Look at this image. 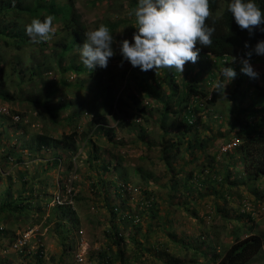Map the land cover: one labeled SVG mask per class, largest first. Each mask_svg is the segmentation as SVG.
Returning <instances> with one entry per match:
<instances>
[{
    "label": "rangeland",
    "instance_id": "obj_1",
    "mask_svg": "<svg viewBox=\"0 0 264 264\" xmlns=\"http://www.w3.org/2000/svg\"><path fill=\"white\" fill-rule=\"evenodd\" d=\"M54 2L50 40L5 48L0 38V200L7 192L9 201L22 196L33 206L18 220L0 215V264H100L103 257L109 264H214L213 254L236 238L264 236V179L245 185L251 175L236 135L238 124L264 119V97L255 90L261 80L251 86L239 60L205 64L198 56L182 74L151 70L144 83L145 72L120 66L118 43L107 68L91 72L77 49L61 52L68 8ZM73 2L86 31L105 24L117 42L131 40L137 0ZM217 8L220 17L223 0ZM249 63L258 77L263 62ZM224 65L237 72L229 83L219 74ZM184 108L192 114L187 131ZM39 137L61 145L38 150ZM230 168L235 189L215 201L205 179L223 180ZM217 204L227 216L216 213ZM255 264H264V244Z\"/></svg>",
    "mask_w": 264,
    "mask_h": 264
},
{
    "label": "trees",
    "instance_id": "obj_2",
    "mask_svg": "<svg viewBox=\"0 0 264 264\" xmlns=\"http://www.w3.org/2000/svg\"><path fill=\"white\" fill-rule=\"evenodd\" d=\"M65 6H67V17L62 20V29L66 35V43L62 45L61 52L66 53L65 51L70 50L71 48L77 49L78 45L82 44L85 40L84 33L86 32L83 23L81 22V17L75 9V4L73 0H64ZM219 0H209V12L210 15L205 21L207 26L214 27L215 32L213 34V43L209 47H201L199 55L203 57L204 61L200 60L202 63H207L208 59H214L221 61L222 59L228 58L232 59L235 57V60H240L243 57L244 53L249 49L244 48V44L248 43L251 47H254L255 44L264 40V32L254 29L251 33L248 30H242L234 22V19L226 11L227 0H223L225 8L222 11L220 17H217V3ZM14 2V3H13ZM262 7H264V0H258ZM33 8L29 5H24L20 0H0V38L3 41L2 44L5 45V48L12 47L15 45L17 48L20 46H28L33 43L25 34V25L27 23L20 22V15L30 16L28 21L31 20V17H34L36 13L41 20L46 16H55L58 12V6L55 4L54 0L45 2V0H37L33 2ZM197 47H200L197 45ZM260 59L264 64V56H258L253 54L249 60L255 61ZM200 63V62H199ZM146 76L143 78V82L147 83L152 79L151 70L145 72ZM256 78H259L264 84V70ZM251 86H254L255 78H250ZM221 85H218L216 92H221ZM255 90L258 91V95L264 97V86L263 88L255 87ZM189 95L195 96L199 95L192 87L188 88ZM235 94V93H234ZM234 94H231V99H234ZM204 97L205 95L200 94ZM186 107V106H185ZM185 109V108H184ZM187 109V108H186ZM185 109L183 115V124L182 127L184 131H187L192 124L189 122V117L192 116L191 112ZM103 122V120H101ZM238 133L236 134L239 138H243L240 145V151L242 152V158H246L248 161V171L251 176L247 174L245 180V185L253 187L254 183H257L259 180L264 179V119H257L255 122H246L245 124H238ZM100 130H105L100 127ZM67 138L64 137L63 140ZM37 149H52L53 147H58L61 145V141H56L49 139L47 137H39L36 140ZM254 146L255 149L252 148ZM65 147L68 149L70 146L65 144ZM253 151L256 152V156L253 154ZM166 156H163L165 163L168 164L169 159H165ZM107 168L103 169L106 171ZM231 168L223 174V180L217 178H210L207 176L205 179L206 186L212 188V192H208L212 195V198L215 201L219 199L225 200L226 195H230L232 190L235 189V174L230 173ZM233 177V179H232ZM224 187V192L218 188ZM8 193L0 200V215L2 221L8 217H14L15 220L20 219L24 216L22 213L32 208L31 202L25 201L22 196H18L13 200L9 201L7 199ZM205 195L200 193L199 198L204 197ZM211 197V196H210ZM194 202V200L192 201ZM190 202V204H192ZM186 204V203H185ZM218 204L216 205V213L218 215L227 216V212L220 208ZM61 216L64 217L66 214H69V208L57 207ZM185 209V208H184ZM214 209V208H213ZM186 210V209H185ZM188 210L191 212L193 208L188 207ZM186 210V211H188ZM155 217V213L152 212ZM226 213V214H225ZM151 214V216H153ZM5 230H0V234L4 235ZM1 237V236H0ZM203 244V243H201ZM264 244V236L256 235L254 232L248 233V236L244 239L236 238L233 245L229 247L222 255L213 254L212 258L214 264H255L261 259L262 247ZM208 250V248H207ZM201 252L206 256L208 252ZM40 258H42V251L39 250L36 252ZM121 254L119 253V256ZM202 255V254H201ZM203 256V255H202ZM203 256V257H204ZM206 258V257H204ZM206 258V259H212ZM41 261V260H40ZM100 264H109L108 258H102Z\"/></svg>",
    "mask_w": 264,
    "mask_h": 264
},
{
    "label": "clouds",
    "instance_id": "obj_3",
    "mask_svg": "<svg viewBox=\"0 0 264 264\" xmlns=\"http://www.w3.org/2000/svg\"><path fill=\"white\" fill-rule=\"evenodd\" d=\"M226 11L240 29L249 33L254 29L264 32V7L258 0H227ZM129 14L135 17L131 40L117 42L105 24L84 33L85 40L78 45L77 52L86 69L92 72L107 68L109 59L116 54L113 45L118 43L120 66L127 62L142 72L168 69L182 74L187 62L196 63L201 47L213 43L215 28L205 23L210 15L209 0H137V6ZM54 20L51 15L43 20L32 18L25 25L26 36L33 44L50 40L55 31ZM244 48L249 50L239 60L240 72L256 78L258 74L249 60L253 54L264 56V40L251 48L245 43ZM226 65L220 68L219 74L229 83L237 72Z\"/></svg>",
    "mask_w": 264,
    "mask_h": 264
},
{
    "label": "built area",
    "instance_id": "obj_4",
    "mask_svg": "<svg viewBox=\"0 0 264 264\" xmlns=\"http://www.w3.org/2000/svg\"><path fill=\"white\" fill-rule=\"evenodd\" d=\"M232 147V145H229V146H227V148L226 149H230ZM225 149V150H226ZM81 261V258H79V262Z\"/></svg>",
    "mask_w": 264,
    "mask_h": 264
},
{
    "label": "crops",
    "instance_id": "obj_5",
    "mask_svg": "<svg viewBox=\"0 0 264 264\" xmlns=\"http://www.w3.org/2000/svg\"><path fill=\"white\" fill-rule=\"evenodd\" d=\"M199 57H202V56L199 55ZM199 62H200V60H199Z\"/></svg>",
    "mask_w": 264,
    "mask_h": 264
}]
</instances>
